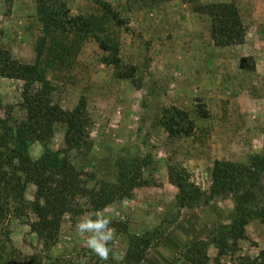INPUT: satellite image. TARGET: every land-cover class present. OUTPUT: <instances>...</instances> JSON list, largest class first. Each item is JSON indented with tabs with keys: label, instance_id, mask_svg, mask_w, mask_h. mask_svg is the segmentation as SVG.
Here are the masks:
<instances>
[{
	"label": "rangeland",
	"instance_id": "1",
	"mask_svg": "<svg viewBox=\"0 0 264 264\" xmlns=\"http://www.w3.org/2000/svg\"><path fill=\"white\" fill-rule=\"evenodd\" d=\"M58 1L70 15L98 9L91 0ZM103 1L124 22L111 25L108 32L119 67L109 63L113 52L103 50L89 35L64 63L46 73L52 98L60 106L71 109L80 97L86 100L91 149L86 156L72 152L70 158L85 174L83 179L93 184L95 179L113 180L119 157L150 153L157 162L153 176L160 184L137 187L131 197L102 209L114 233L107 261L92 254L84 246L85 237L75 231L77 221L93 211L85 198L78 200L81 212L64 214L57 242L48 252L28 224L34 215L11 219L7 231L0 232V242L9 238L13 249L0 248V258L11 254L14 261L26 264L37 254L43 264L81 258L90 264H123L128 235L153 230L161 237L151 242L138 264H192L187 256L199 248L206 254L199 257L204 264H233L241 255L256 256L264 248V177L236 195L178 208L173 203L177 189L169 183L167 170L169 165L183 169L204 190L214 160L245 161L251 154H264V43L256 39L253 27L259 22L264 34V0ZM210 2L236 5L247 27L243 44H212L210 17L194 11L196 5ZM37 3L0 0V47L23 63L35 61L42 36ZM244 55L253 56L255 70L239 68ZM22 88L23 81L0 77V106H14L17 117L24 115L19 107ZM65 129L62 122L54 124V150L63 146ZM28 151L37 158L43 146L35 142ZM33 193L29 185L26 198L31 200ZM243 209L253 212L247 217L246 237L219 254L212 237Z\"/></svg>",
	"mask_w": 264,
	"mask_h": 264
},
{
	"label": "trees",
	"instance_id": "2",
	"mask_svg": "<svg viewBox=\"0 0 264 264\" xmlns=\"http://www.w3.org/2000/svg\"><path fill=\"white\" fill-rule=\"evenodd\" d=\"M91 1L97 5V12L70 15L69 8L61 1L38 0L36 10L42 36L36 44L33 63L20 62L12 58L7 49L0 47V77L23 81L19 107L24 111L23 117H17L14 106H0V232L7 231L11 219H23L32 214L35 219L29 220L28 224L41 241L43 251L47 252L57 242L64 214L82 211L78 202L80 198L87 200L91 210H102L114 201L131 197L137 187L160 184L153 176L157 162L150 153L141 157H119L115 162L113 180L95 179L93 184L83 179L85 174L71 161L72 152L86 156L91 149L86 100L80 97L71 109L60 106L52 98L53 87L46 76L47 71L64 63L89 35L103 50L113 52L109 63L115 67L120 65L108 32L111 25L120 26L124 22L107 2ZM162 1L168 0H151L152 3ZM194 11L210 17V38L214 46L244 43L247 27L234 3L198 4ZM239 68L255 70L253 56H241ZM57 122L64 123L66 129L63 146L54 150L51 139ZM35 142L43 146V152L32 158L28 148ZM263 177L264 154L256 153L245 161L214 160L210 185L204 190L192 182L183 169L169 165L167 170L169 183L177 189L173 203L178 208L199 207L215 198L236 195L255 187ZM29 185L34 186L31 200L25 196ZM252 213L251 210H239L231 224L212 237L211 243L219 254H225L236 241L246 237L245 225ZM160 237L159 230L129 234L122 263H140L151 242ZM0 244L3 251L8 247L12 252L9 238ZM192 254L187 256L192 264H204L199 257L205 258V251L201 252L199 248ZM10 255L1 257L0 264H21ZM78 261L67 264H78ZM26 264H43L42 257L32 254ZM87 264L90 263L87 261ZM233 264H264V248L254 257L239 256Z\"/></svg>",
	"mask_w": 264,
	"mask_h": 264
},
{
	"label": "clouds",
	"instance_id": "3",
	"mask_svg": "<svg viewBox=\"0 0 264 264\" xmlns=\"http://www.w3.org/2000/svg\"><path fill=\"white\" fill-rule=\"evenodd\" d=\"M112 220L104 211L96 210L83 215L75 224L76 233L85 237L84 246L101 261H107L112 251L110 242L114 233L109 227ZM78 264H87L86 258H81Z\"/></svg>",
	"mask_w": 264,
	"mask_h": 264
},
{
	"label": "crops",
	"instance_id": "4",
	"mask_svg": "<svg viewBox=\"0 0 264 264\" xmlns=\"http://www.w3.org/2000/svg\"><path fill=\"white\" fill-rule=\"evenodd\" d=\"M258 23L259 22L254 23V26H253V27H255V37L257 40H259L261 42V44H263L264 43V34H262L261 31L259 30V24ZM254 57L257 60V57L256 56H254Z\"/></svg>",
	"mask_w": 264,
	"mask_h": 264
}]
</instances>
